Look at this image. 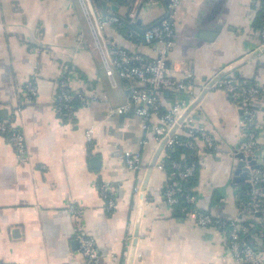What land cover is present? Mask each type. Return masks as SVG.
I'll list each match as a JSON object with an SVG mask.
<instances>
[{
    "label": "crops",
    "instance_id": "1",
    "mask_svg": "<svg viewBox=\"0 0 264 264\" xmlns=\"http://www.w3.org/2000/svg\"><path fill=\"white\" fill-rule=\"evenodd\" d=\"M260 4L181 0L168 55L175 78L193 73L191 94L182 97L200 96L193 124L205 127L216 143L210 151L201 139L195 141L199 152L191 185L196 206L242 222L249 219L238 207L245 182H233L239 110L222 89L201 95V85L230 71L264 87ZM84 5L80 0H0V121L24 133L27 149L19 158L0 136V264H85L75 237L78 231L93 238L100 264H246L230 255L225 231L200 226L165 203L160 193L164 169L152 167L139 200L159 143L142 144V119L131 110L106 117L111 107L125 102L129 83L116 73L112 78L106 74L86 14L98 19L111 10L123 16L129 5L114 1L116 9H110L104 0H91L90 11ZM132 11L140 19L132 25L141 31L164 16L165 5L158 1ZM116 40L147 59L156 55L155 41L144 42L140 36L131 40L123 34ZM63 74L71 92L86 98L74 103L69 117L61 116L55 105ZM28 81L37 87L31 100L26 99ZM173 92L159 93L162 110L171 107ZM259 117L263 120L264 114ZM151 121L157 123V117ZM90 127L88 142L85 133ZM177 134L186 138L183 129ZM259 142L264 147V127ZM124 148L141 152L135 174L120 158ZM260 163L264 166V150ZM100 185L109 187L115 201L110 211L104 208ZM72 207L82 209L78 220ZM246 225L244 235L254 241L250 219Z\"/></svg>",
    "mask_w": 264,
    "mask_h": 264
},
{
    "label": "built area",
    "instance_id": "2",
    "mask_svg": "<svg viewBox=\"0 0 264 264\" xmlns=\"http://www.w3.org/2000/svg\"><path fill=\"white\" fill-rule=\"evenodd\" d=\"M130 10L129 21L125 15H119L109 11L105 16L91 19L87 14L91 30L94 35V44L98 47L103 59L106 74L112 78L116 73L126 79L129 90L124 103L111 107L106 117L120 114L127 110L133 111L142 119L141 127L144 135L142 144L149 141L159 143L165 139L155 165L166 171L163 178L161 196L165 203L172 209L180 212L200 226H212L223 230L228 236V249L230 255L239 262L246 264H264V166L260 163L264 147L259 142V131L264 127V117L260 120L259 114H264V87L257 83H246L230 71L217 73L205 80L201 90L212 88L222 89L236 103L239 110L238 142L233 149L243 153L247 167V198L241 203L240 214L250 219V230L254 234V241L246 240L244 233L248 230L246 224L240 219H224L202 211L196 206V195L191 185V178L196 172V160L187 153L179 158L170 156V152L176 147L188 148L190 151L199 152L196 139L204 142L207 150L216 149L213 137L201 125L193 124L194 105L179 119L186 109L196 100L193 94L189 99H183L182 94H191L193 88V73L188 71L184 78L177 79L171 74L168 64V55L173 44V17L181 0H125ZM161 1L165 5L164 16L158 23H153L146 29L139 31L132 24L137 19L133 8H144L150 3ZM84 7L83 0H80ZM106 7L110 9L112 0H104ZM262 9L261 22L258 29L260 37L259 47L264 48V0H260ZM85 9V7H84ZM129 24V26H127ZM123 34L127 39H135L140 36L142 41L158 43L155 57L147 59L139 51H130L116 40V36ZM35 50H40L36 47ZM68 80L63 74L58 81L56 94V111L63 117H69L73 111V100L80 103L86 102L83 94L72 93ZM26 99L31 100L37 94V87L32 81L25 84ZM171 89L175 100L171 107L162 110L159 93L162 90ZM157 117V123L151 121ZM176 128L171 132L173 126ZM186 132V139H180L179 132ZM171 132V133H170ZM93 128L86 130L85 136L89 142L92 138ZM0 136H3L14 149L17 157L21 158L26 153V139L21 130L13 129L7 123L0 121ZM191 152V153H192ZM250 157L257 164L251 167L246 157ZM126 169L135 174L141 166V152L138 148H124L120 153ZM138 187H136V190ZM99 192L104 199V208L110 211L115 207V201L109 192L107 185H100ZM72 216L78 220L82 209L71 208ZM79 250L85 264H100V254L93 238L78 231L75 235Z\"/></svg>",
    "mask_w": 264,
    "mask_h": 264
},
{
    "label": "water",
    "instance_id": "3",
    "mask_svg": "<svg viewBox=\"0 0 264 264\" xmlns=\"http://www.w3.org/2000/svg\"><path fill=\"white\" fill-rule=\"evenodd\" d=\"M166 1V0H165ZM111 8L112 9H116V6L115 5H111ZM130 10V7H128L126 13H125V18L126 19H129V16H128V12ZM140 19L137 18L136 19V24L139 23ZM159 21L155 22V23H158ZM144 30V29H142ZM206 90H203L201 95L205 92ZM200 99V96L198 98H196V100L186 109V111L183 113V115L181 116V118L179 119V121L182 120V118L184 117V115L188 112L189 109H191L194 105H196L198 103ZM176 128V125L173 126L171 132ZM170 132V133H171ZM165 139H163L162 141L159 142L153 156H152V159L150 160V162L148 163V169H147V173H146V176L143 180V184L142 186L140 187L141 189V192H140V196H139V200L142 201L143 200V191H144V186L147 182V179H148V175L152 169V167L155 165V161H156V158L159 154V151L164 143ZM236 158H237V163H236V167H235V170H234V176H233V182L234 183H243L245 182L246 178H247V167H246V161H245V157L243 155V153L241 152H236V154L234 155ZM95 160H98V157L95 156L94 157ZM246 159L248 160V163L250 164L251 167H256L257 164L254 162V160H252L249 156L246 157ZM136 233H137V230L134 231V235L136 236ZM245 239L247 240L248 237L247 235L244 236ZM135 241V240H134Z\"/></svg>",
    "mask_w": 264,
    "mask_h": 264
},
{
    "label": "trees",
    "instance_id": "4",
    "mask_svg": "<svg viewBox=\"0 0 264 264\" xmlns=\"http://www.w3.org/2000/svg\"><path fill=\"white\" fill-rule=\"evenodd\" d=\"M96 2L98 1V0H95ZM113 2L115 1V2H122L123 1V3H125L126 1L125 0H112ZM125 4H128V3H125ZM259 13H260V22H261V16H262V9L260 8V10H259ZM259 26H260V23H259ZM238 78H240V79H242L241 77H238ZM246 83H255V82H253V81H251V80H248V79H243ZM76 102H79L78 101V99L77 98H75L74 100H73V103H76ZM179 138L180 139H186L185 137H182V136H179ZM181 152H185V153H187L188 155H190L191 154V152L192 151H190L188 148H182V147H176L175 149H174V151L172 152H170V155L172 156V157H178L179 158V154L181 153ZM196 154H194L193 152H192V155H190V157L192 158V159H196ZM191 180H192V178H191ZM247 190H248V188H247V185H246V183H244L243 184V193H242V195L239 197V199H238V207H239V209L241 208V203L242 202H244L245 200H246V198H247ZM175 211H177V209H175ZM177 212H179V211H177ZM180 213V212H179ZM248 221H249V219H247L246 221H244L243 223L244 224H247L248 223ZM252 228V227H251ZM250 228V230H252Z\"/></svg>",
    "mask_w": 264,
    "mask_h": 264
},
{
    "label": "rangeland",
    "instance_id": "5",
    "mask_svg": "<svg viewBox=\"0 0 264 264\" xmlns=\"http://www.w3.org/2000/svg\"><path fill=\"white\" fill-rule=\"evenodd\" d=\"M84 2H85V4H86L88 10L90 11V2H91V0H84ZM89 13L92 15L91 12H89Z\"/></svg>",
    "mask_w": 264,
    "mask_h": 264
}]
</instances>
